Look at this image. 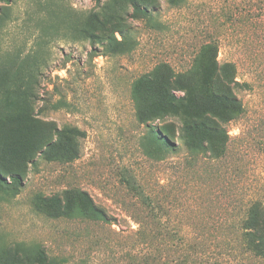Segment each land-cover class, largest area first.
<instances>
[{"label": "rangeland", "instance_id": "rangeland-1", "mask_svg": "<svg viewBox=\"0 0 264 264\" xmlns=\"http://www.w3.org/2000/svg\"><path fill=\"white\" fill-rule=\"evenodd\" d=\"M249 1L160 0L149 21L132 18L128 0H0V118L29 108L47 130L50 123L45 140L68 147L57 137L68 128L77 148L74 160L36 154L16 195L0 178V264H264L242 240L249 206L264 203V15ZM107 5L124 12L113 25L130 36L124 52L83 37L88 18ZM209 41L218 42L220 62H236L238 80L249 83L235 88L244 111L225 124L227 151L191 153L178 135L181 119L170 117L176 149L155 159L145 116L161 101L167 77L156 66L187 71L197 88L210 76ZM60 100L68 106L54 108ZM7 125L0 122V141ZM19 166L15 153L0 149L8 183ZM81 191L106 219L84 216Z\"/></svg>", "mask_w": 264, "mask_h": 264}, {"label": "trees", "instance_id": "trees-1", "mask_svg": "<svg viewBox=\"0 0 264 264\" xmlns=\"http://www.w3.org/2000/svg\"><path fill=\"white\" fill-rule=\"evenodd\" d=\"M100 3L101 0H95ZM173 5L182 4L185 0H168ZM251 1V0H250ZM249 1V2H250ZM132 12L131 17L151 21L154 13L160 8V0H128ZM247 2L246 4H251ZM257 3L261 15H264V0H254ZM124 12L107 5L101 12L92 14L85 26L82 28V34L85 39L93 44L104 43L117 52H124L129 49L130 36L123 29H115L114 24L120 23V18ZM228 19H233L234 13L227 14ZM120 33L121 39H118L114 32ZM264 40V24L262 35ZM203 49L210 53L212 67L209 78H201L199 86L194 88L188 82V72H174L170 65L162 63L156 67H164L167 71V77L164 80L163 95L157 105L150 104L147 109L145 120L149 127L146 141L148 155L157 159H166L170 153L176 149V143L172 137L174 123L168 122L167 118L178 117L182 121L179 128V137L183 144L193 154L203 153L211 157L223 156L228 148L230 135L225 124L240 117L244 111L243 104L235 94V88L248 86V82L238 80V67L234 61L220 62L218 59L220 46L216 41H209ZM149 81H154L152 72L148 73ZM183 91V95H176L173 91ZM37 94L34 98L37 99ZM152 105V106H151ZM68 106L66 101L60 100L53 104L54 108ZM162 119V124H155V121ZM0 122L8 124L3 129L6 134L0 141L1 152L8 154L15 153L20 159V166L16 171L11 172L8 183L6 178L0 174V178L8 184L6 189H11L13 195L19 193V188L23 183L22 175L27 168V164L35 165L34 156L40 154L47 161L55 160H74L77 157L76 143L70 135L73 131L63 128L58 131L57 137H62L69 143L65 147L63 141L45 140L47 131L51 128L50 123L45 128L39 118L30 114L29 108H22L16 111L12 116L5 114L0 118ZM75 133V132H74ZM158 149V150H156ZM160 153V154H155ZM131 190L140 196L144 203L151 204L150 197L141 189L134 177H125L124 179ZM12 184V185H11ZM65 195H73L76 192L66 190ZM83 199V214L87 217L96 219H106L105 211L96 205L92 197L86 191H81ZM62 207V206H60ZM243 233L242 240L246 248L256 256L264 258V203L262 201L253 202L248 210L246 217L242 222Z\"/></svg>", "mask_w": 264, "mask_h": 264}]
</instances>
